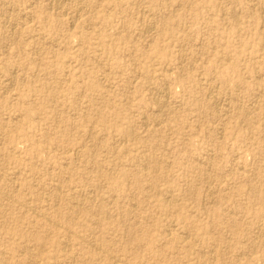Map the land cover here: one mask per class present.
Masks as SVG:
<instances>
[{"label":"rangeland","instance_id":"1","mask_svg":"<svg viewBox=\"0 0 264 264\" xmlns=\"http://www.w3.org/2000/svg\"><path fill=\"white\" fill-rule=\"evenodd\" d=\"M0 138V264H264V0H0Z\"/></svg>","mask_w":264,"mask_h":264},{"label":"bare ground","instance_id":"2","mask_svg":"<svg viewBox=\"0 0 264 264\" xmlns=\"http://www.w3.org/2000/svg\"><path fill=\"white\" fill-rule=\"evenodd\" d=\"M62 1V0H61ZM56 2V1H55ZM58 2H59V0H58ZM63 3V2H62ZM61 4V3H60ZM59 5V4H58ZM11 8V7H10ZM61 8V7H60ZM37 52V51H36ZM166 81V80H165ZM10 84V83H9ZM159 89V88H158ZM164 89V88H163ZM156 91V90H155ZM165 96V95H164ZM157 100V99H156ZM159 103V102H158ZM160 104H162V103H160ZM165 104V103H164ZM163 107V106H162ZM217 110V109H216ZM165 111V110H164ZM18 115V114H17ZM145 116V115H144ZM146 117V116H145ZM145 124V123H144ZM146 125V124H145ZM158 125V124H157ZM146 127V126H145ZM222 133V132H221ZM1 139V138H0ZM121 143V142H120ZM80 147V146H79ZM78 148V147H77ZM81 148V147H80ZM80 151V150H79ZM78 153V152H77ZM131 155V154H130ZM133 155V154H132ZM142 158V157H141ZM147 158V157H146ZM145 158V159H146ZM149 158V157H148ZM145 159H144V161H145ZM130 161V160H129ZM148 161V160H147ZM127 163V162H126ZM209 164V163H208ZM210 165V164H209ZM125 166V165H124ZM145 166V165H144ZM13 181V180H12ZM112 183V182H111ZM109 184V183H108ZM60 186V185H59ZM59 190H60V188H59ZM129 196V195H128ZM10 198H12V197H10ZM103 199V198H102ZM62 201V200H61ZM100 202V201H99ZM101 203V202H100ZM133 205H136V204H133ZM77 207H80L79 205H77ZM133 210V209H132ZM84 211L83 210H81L80 211V213H83ZM64 213V212H63ZM38 214V213H37ZM60 214V213H59ZM43 215V214H42ZM54 216V215H53ZM53 216H50L52 219H56V217H53ZM30 218V217H29ZM51 218H49L48 217V221H51ZM63 218L65 219L64 221H65V223H66V226H67V228L66 229H69V228H71V227H74V225H76V222H74V219H72L71 217H70V215L68 214V213H64L63 214ZM53 222H55V221H53ZM48 224H51V222H48ZM83 225V224H82ZM82 225H80V226H82ZM57 226V225H56ZM80 228V227H79ZM139 229V228H138ZM137 229V230H138ZM77 232V231H76ZM161 232V231H160ZM75 233V232H74ZM169 234V233H168ZM75 235V234H74ZM79 235V234H78ZM30 237V236H29ZM70 238V237H69ZM63 241V240H62ZM66 246V245H65ZM30 247V246H29ZM63 249V248H62ZM203 254V253H202ZM213 254V253H212ZM112 255V254H111ZM128 255V254H127ZM22 257V256H21ZM71 257V256H70ZM31 259V258H30ZM120 259V258H119ZM73 261V260H72ZM121 261V260H120ZM203 263H204V261H203Z\"/></svg>","mask_w":264,"mask_h":264}]
</instances>
